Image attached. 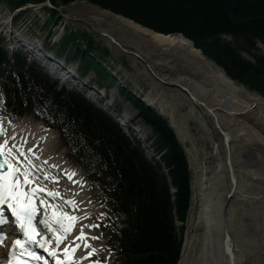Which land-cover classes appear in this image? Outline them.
Masks as SVG:
<instances>
[{
	"label": "trees",
	"instance_id": "obj_1",
	"mask_svg": "<svg viewBox=\"0 0 264 264\" xmlns=\"http://www.w3.org/2000/svg\"><path fill=\"white\" fill-rule=\"evenodd\" d=\"M1 1L11 10L46 2ZM49 1L55 7L87 2L157 34L182 35L234 82L264 98V56L257 48L258 43L264 44V0ZM72 40L76 37L69 36L66 44ZM88 43L87 51L93 52V44ZM82 59L86 71L92 63L84 55ZM0 72L13 83V87L6 86L9 109L18 114L37 110L42 118L47 117L91 177L112 191L129 226L115 236L124 264H178L184 226L177 224L185 223L188 215L191 174L186 155L166 122L135 103L141 118L153 127V146L166 169L163 173L160 164L146 161L140 147H131L119 129L89 103L56 93L32 76L14 79L1 52Z\"/></svg>",
	"mask_w": 264,
	"mask_h": 264
},
{
	"label": "rangeland",
	"instance_id": "obj_2",
	"mask_svg": "<svg viewBox=\"0 0 264 264\" xmlns=\"http://www.w3.org/2000/svg\"><path fill=\"white\" fill-rule=\"evenodd\" d=\"M38 7L26 10L22 15L20 24H25L24 26L27 27V29L30 30V33H33V35H42V42L45 40L46 36H49V39H47L45 42L46 49L48 51L54 54L56 58L60 59L62 62H66L68 65H70L73 61L72 58L74 56V49L77 48L70 45L62 49V46L65 42V37L70 34L78 36L79 38L81 35L88 36L92 40L94 46L98 48L95 53L96 59L111 73L114 78H106L105 80L103 79L101 81L99 74L94 69H92L85 76L84 81L88 82L89 85H93L95 88H102L105 86L107 88L106 95L110 94L109 104L111 103L112 105L113 103V107L121 110L122 112L127 110L129 113H131L133 110L131 104L127 102V100L121 94V90H123L124 87H127L131 93L137 97H141L148 104H150L152 108L158 112V114L167 119L169 124L174 129H176L178 139L187 153L189 169L191 173L192 189L190 210L188 212L184 226L185 232L184 235H182L183 247L181 250L182 255L180 257L179 264H187L188 262V264H190L188 259L189 256L187 254L185 255L186 250L184 249V245L186 239L190 235L198 232V230L195 229V224L192 222L196 221L198 214V207L200 204V189L202 186H208L215 169L216 158L213 155V135L205 130L204 125L199 120H197L196 117L191 115L190 108L188 106L181 105V96L178 95L177 98L179 104H175L176 97L173 94H178L175 88L168 84L157 82L156 78L154 77L155 75H150L145 69V64L142 62V60L135 58L134 55L121 51L116 52V50L113 49L114 47L110 45V38L114 39L117 43L130 48L133 50V52L138 51L143 56L145 55L147 57L146 60L152 65L153 71L162 78L175 77L177 74H180L181 76H191L193 78V76L190 74L191 70L182 68L179 65L175 67L176 69H170L168 66L163 67L155 65L154 63L157 59H151L150 57H152L156 50L145 46L141 40L135 38L131 33L124 30L112 19V15L122 17L120 15H115L111 12H109V14L106 12L107 15L103 16L96 10L98 9L97 7L95 8L88 3L77 2L58 8L56 11L57 16L53 18L48 11L40 10ZM3 15L4 17L0 15V17H3L1 20L5 19V21L12 17L8 11L3 13ZM1 28L2 27H0V37L5 35V33L1 32ZM63 34L64 36H62ZM6 36L8 37L7 34ZM58 37H61L60 40ZM79 40L82 50H84L83 46L85 45L86 41L83 39ZM56 41L58 42L54 44ZM4 47L7 53L13 52V47L8 42L4 44ZM105 50H108L109 52L107 55L104 54ZM258 52L264 56L263 44L258 47ZM138 56L140 58V55ZM245 57L250 58L247 55H245ZM77 62L78 63H72V67L74 69H78L79 74H81L83 65L81 61ZM196 79L200 81L201 78L198 77ZM98 81L102 82V86L98 84ZM250 93L253 92L250 91ZM24 120L29 121L31 124H36V120L33 115H26ZM226 127L227 131L229 130L228 132L230 134L232 133L231 135L234 138L232 145H234V147L239 151L237 160L239 162V166H242V169L238 171L237 179L239 180V183H247L246 186L241 187V190L243 189L245 194L250 196L252 195V198L254 197L251 200V203L246 206L245 218L242 220L244 228L240 227L241 229L239 228L240 230L238 229V231L237 228H234L235 230L232 229L231 231L232 237H234L233 240L235 241V246H237V243L239 246H237L238 248L236 255L239 264H248L245 250L241 248L238 242L243 240L246 242L247 247L250 246L256 250L255 254L251 256L253 257L254 261L257 264H264V143H262L261 140H259L261 143L256 140L257 137L259 139L264 138L263 129L254 125V130H252L257 133V137L248 131L246 132L245 138L238 139L234 136L239 131V128H235L234 126L228 127V125H226ZM152 137L153 134L151 132L148 136V141L152 140ZM53 139V142H50L48 146H46V151L48 154L55 158H59L60 156L65 157L63 161L67 162L68 166L73 168H71L72 170L80 172L82 180H85L86 183L87 181L85 179V171L78 167L75 160L70 159L69 151L64 146L60 135L54 136ZM24 145L27 147L28 142L24 143ZM31 152L32 151H28L25 153V155ZM39 168H41V165ZM73 178L74 180H77V178L75 179V176ZM226 183L223 188L225 192H227L231 186V182L228 179ZM86 187L87 192L84 194L85 200H87V203L89 206H91L92 210L89 212L88 216H85V218H88V224H98L101 217L105 215V212L108 214L109 209L111 210V208L107 203V199L103 201L101 200L100 191L95 190L93 185H90L87 182ZM83 190H85V188ZM102 196L106 197V195ZM255 198H258V200ZM108 217H111L112 221L113 215ZM190 217H192L191 220ZM106 230L108 231L110 229L102 226L98 231H95V236L100 237L102 240H106L109 237V234ZM106 245L108 246V244L103 245V250L107 248ZM247 250H249L251 253L250 248H247ZM103 254L105 255V252H103ZM185 259L188 261L185 262Z\"/></svg>",
	"mask_w": 264,
	"mask_h": 264
},
{
	"label": "bare ground",
	"instance_id": "obj_3",
	"mask_svg": "<svg viewBox=\"0 0 264 264\" xmlns=\"http://www.w3.org/2000/svg\"><path fill=\"white\" fill-rule=\"evenodd\" d=\"M96 10L103 16H106L107 13H109L101 11V9L99 10V8ZM112 19L124 30L131 33L135 38L141 40L145 46L156 50L157 54L154 52L152 57H150L151 59H157L154 63L155 65L163 67L168 66L170 69H176L175 67L179 65L182 68L191 70L190 74L193 78L191 76H181L180 74H177L175 77L162 78L153 71V67L146 60L147 57L145 55L143 56L138 51L133 52L130 48L122 44H118L113 39H110V45L114 47L113 49L116 50V52L121 51L134 55L136 58L142 60L145 64V69L150 75H155L154 77L157 82H162L175 88L178 92V94H173L176 97L175 104H179L177 98L178 95L181 96V105L188 106L190 108L191 115L196 117L197 120L204 125L205 130L213 135V155L216 158L215 169L208 186H202L200 189L198 214L196 221L192 222L195 224V229H197L198 232L190 235L186 239L184 245V249L186 250L185 255L187 254L189 256L188 259L190 264H239L236 255L237 248L239 246L238 243V247L235 246V241L233 240L234 237H232L231 231L234 228H237V231L240 227L244 228L242 220L245 218L246 206L251 203V200L254 197L252 198V195H247L243 189L241 190V187L246 186L247 183H239V180L237 179V173L240 169H242V166H239V162L237 160L239 151L234 147V145H232L234 138L231 135L232 133L230 134L228 132L229 130L227 131L226 125H228V127L234 126L235 128H239V131L234 136L238 139L245 138L246 132L248 131L257 137V133L253 131L254 125L262 128L264 133V98L256 93H250L249 90L232 81L229 77H227L222 69L206 58L199 49L195 48L191 41L187 40L183 36H164L162 34H157L148 29L142 28L135 22L123 17L112 15ZM114 43L115 45H112ZM137 53L140 55V58ZM198 77L201 78L200 81L196 79ZM123 115L128 122L124 123L126 131L130 134L132 132L134 136L139 137L141 139L140 141L145 144L148 138L149 130L141 124L133 126L129 124L133 116L136 115L134 111L131 113L124 112ZM3 120L9 135L6 136L5 133L0 142L8 140L9 146H13L14 153L18 156L22 152H28V149H31V151L38 149L39 152H42V156L46 157L44 155V148L48 146L53 137L57 135L56 132L47 129L39 123L33 130L36 131V133L33 137L29 138L27 137L28 132H26V129L23 126L25 123L24 120L18 121L13 126L10 125L8 118H4ZM17 132L23 136L21 137L20 135H17L15 138V134ZM25 137H27V139ZM257 138L256 140H261L262 143H264V138ZM27 142L28 146L26 147L24 143ZM19 144H23L25 146V150H22V148L18 146ZM32 153H35V151H32L29 154ZM21 158L22 157L19 156V160ZM38 164L41 165V168H39L41 171L47 173L49 176H53L52 170H49L47 166L43 164V160L40 159ZM230 170L232 172L231 175L233 179L236 181V186L231 195L230 202L227 204L232 184H230L231 186L227 192H225L223 188L227 179L229 181L231 179ZM76 178L77 176H75V179ZM75 181L76 180H74V182ZM64 187H69L67 191L71 193V195L74 190L78 191L82 189V191H84L82 185L79 186L75 183L68 186L64 185ZM30 189L31 187L27 186V190ZM255 199L258 200V198ZM34 202L40 203V200L35 199ZM65 205L67 209L71 210L70 204L65 203ZM42 206H46V203ZM86 206L87 204L83 201L84 210H86ZM49 208L51 210V208L54 207ZM51 212L53 211L51 210L48 214ZM191 218L192 217H190V220ZM59 228L62 229L59 234H65L64 226ZM226 235H228L231 239V246L229 250H232L234 260L229 257L227 249L224 245ZM238 242L241 248L245 250L248 264H257L253 257H251L255 254L256 250L250 246L247 247L246 242L243 240ZM247 248L251 249V253L247 250ZM186 261L188 260L185 259V262Z\"/></svg>",
	"mask_w": 264,
	"mask_h": 264
},
{
	"label": "snow or ice",
	"instance_id": "obj_4",
	"mask_svg": "<svg viewBox=\"0 0 264 264\" xmlns=\"http://www.w3.org/2000/svg\"><path fill=\"white\" fill-rule=\"evenodd\" d=\"M3 128L0 127V133H3ZM30 152L31 149H28ZM22 155V153L20 154ZM15 161V163H14ZM30 167L31 162H28ZM6 169V170H5ZM76 175L75 172L71 174L72 177ZM45 178H48V174L45 173ZM71 179V177H69ZM38 177L35 173L29 170L23 169L19 165V156L13 152V146H8V140L0 142V206L7 205L8 209L11 211L12 216L15 218V224L23 230L24 235L29 238L34 243L40 245L41 248H44L48 252V256L53 258L55 264H75L74 254L76 248H79L80 245L77 244L74 247H65L63 249L64 257L62 258L58 254V250L49 249L46 244L48 242L42 243L39 240H36L35 237L39 234L37 228L35 227L34 220L38 208L34 202L35 197L40 192H47V195L52 198H60L59 191L49 190L44 186H41L37 183ZM34 185L30 190H26L25 186ZM64 203L71 204L73 207L76 206L74 200H64ZM40 204H45V200L41 199ZM53 217H56V223H63L64 220H67V226L64 228L65 235L72 231L75 227L76 221L79 217L74 215H69L67 212H58L53 210ZM8 222V217L4 215L3 208L0 207V225H4ZM41 223L48 224V221H41ZM51 227V225H48ZM88 227H99V225L91 224ZM88 234L81 230L79 236L76 239L85 240V237ZM4 234L0 232V243L3 242ZM64 237H58L57 243L62 242ZM92 240L100 239V237H91ZM19 245L21 248L24 247V242L17 239L14 243L13 249ZM84 247L90 249L80 256V260L87 259L88 257L93 256V254H98L99 250L93 247L87 240H85ZM14 254V252H13ZM30 255L36 261H43L44 264H49L48 259L44 256L39 255L38 253L31 252ZM21 264H24L21 261ZM90 264H106L99 259L91 260Z\"/></svg>",
	"mask_w": 264,
	"mask_h": 264
},
{
	"label": "water",
	"instance_id": "obj_5",
	"mask_svg": "<svg viewBox=\"0 0 264 264\" xmlns=\"http://www.w3.org/2000/svg\"><path fill=\"white\" fill-rule=\"evenodd\" d=\"M175 36H181V35H175ZM232 174V172H231V170H230V175ZM231 182H232V190L230 191V193H229V195H228V204H229V202H230V198H231V195H232V193H233V191H234V189H235V186H236V181L233 179V177H232V175H231ZM230 242H231V239H230V237L228 236V235H226V237H225V247H226V249H227V252H228V254H229V257L230 258H232L233 260H234V256H233V254H232V250H229L230 249V246H231V244H230ZM231 259V260H232Z\"/></svg>",
	"mask_w": 264,
	"mask_h": 264
}]
</instances>
